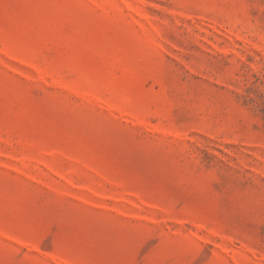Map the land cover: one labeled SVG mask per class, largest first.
Instances as JSON below:
<instances>
[{"label":"rangeland","instance_id":"1","mask_svg":"<svg viewBox=\"0 0 264 264\" xmlns=\"http://www.w3.org/2000/svg\"><path fill=\"white\" fill-rule=\"evenodd\" d=\"M0 264H264V0H0Z\"/></svg>","mask_w":264,"mask_h":264}]
</instances>
